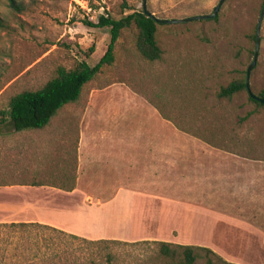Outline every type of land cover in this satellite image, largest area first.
<instances>
[{
  "label": "rangeland",
  "instance_id": "374dc122",
  "mask_svg": "<svg viewBox=\"0 0 264 264\" xmlns=\"http://www.w3.org/2000/svg\"><path fill=\"white\" fill-rule=\"evenodd\" d=\"M220 1L146 0V4L158 19L180 20L210 15ZM16 3L21 9L10 7L9 0H0V110L7 109L17 93L41 88L59 67L72 69L82 61L93 67L101 60L110 31L90 27L84 20L97 22L102 14L119 19L144 10V0ZM263 6L264 0H225L213 18L158 24L162 55L155 61L139 53L136 27L126 28L116 43L114 62L105 64L84 86L81 97L60 109L47 127L16 133L2 129L0 264H166L155 241L207 247L234 264H264V218H251L248 224L240 223V218H197L196 231L187 232L186 237L180 227L173 226L172 218L156 224L145 218L148 224L126 228L109 221L105 206L115 193L108 190L110 173L115 170L103 163L111 161V154L118 153L121 144L102 140L105 134H119L126 126L133 136L185 134L204 141L207 151L264 160V106L250 100L248 89L230 99L218 95L230 82L247 80ZM249 81L252 93L259 94L264 85V16ZM148 103L174 131L160 127ZM123 114L124 122L119 119ZM110 129L113 131L107 132ZM36 140L45 143L37 153L29 148ZM183 145L202 149L193 143ZM228 175L240 183V169H228ZM34 182L44 186L11 187ZM36 203L72 213L52 219L74 229L87 228L89 223L87 231L96 239L71 240L45 231L43 237L54 236L59 242L53 257L42 235L39 240L35 233L21 238L15 228L1 227L26 222L31 217L27 207ZM217 209L240 214V206ZM139 210L136 207L135 220H143ZM92 218L99 220L96 226H92Z\"/></svg>",
  "mask_w": 264,
  "mask_h": 264
},
{
  "label": "crops",
  "instance_id": "0c3cea01",
  "mask_svg": "<svg viewBox=\"0 0 264 264\" xmlns=\"http://www.w3.org/2000/svg\"><path fill=\"white\" fill-rule=\"evenodd\" d=\"M146 105L157 117L162 129L168 126L174 129L161 117L156 107L149 103ZM119 119L124 122L125 114ZM111 127L116 132V126ZM110 131L113 130L107 132ZM105 135L102 136V140L110 139L114 144L117 142L121 144L118 149L116 148L118 153L111 154V161L103 163L109 170H115L114 173H110L108 186V190L115 193L105 206L109 221L120 223L126 228L129 224L132 226L148 224L144 221L145 218H150L149 224L165 222V219L172 218L173 226L180 227L186 237L187 232L196 231L195 228L199 224L197 218H240V223L244 224L250 223L251 218H264V160L252 156L239 157L232 152L207 151L204 149L206 144L204 141L185 134L133 136L125 126L124 131L119 134ZM186 143H193L202 149L198 151L190 149V145H183ZM44 145L42 140H36L29 148L37 153ZM10 150L11 146H8V151ZM228 169H240V183L235 177L227 176ZM80 171L81 165L79 174ZM27 185L13 184L11 187L31 186L38 189L44 186ZM238 206L240 214H225L217 209ZM136 207L140 208L143 220L133 218ZM27 213L32 218H26V222L21 223L46 224L79 237L96 239L87 231L88 227L90 228L88 218H83L88 223L87 228L74 229L68 223L66 225L65 222L59 223L60 221L52 219L53 216L70 217L73 216L72 213L59 212L45 203L30 204ZM154 218L157 222L153 220ZM92 219V226H96L99 220ZM252 221L255 222L254 219ZM108 233L113 232L109 230Z\"/></svg>",
  "mask_w": 264,
  "mask_h": 264
},
{
  "label": "trees",
  "instance_id": "16d2710c",
  "mask_svg": "<svg viewBox=\"0 0 264 264\" xmlns=\"http://www.w3.org/2000/svg\"><path fill=\"white\" fill-rule=\"evenodd\" d=\"M9 1L10 7L21 9L16 3V0ZM84 23L90 27L109 29L111 39L105 55L93 67L85 61L78 63L72 69L59 67L56 75L41 88L37 90H26L14 95L10 99L8 108L0 110V132L2 129L16 133L27 130H42L47 127L51 119L57 115L60 109L67 104L76 102L81 97L84 86L101 71L105 64L110 65L114 62L116 43L122 31L126 28L135 26L138 30L136 46L139 53L145 59L150 61L161 59L162 50L157 40L159 23H157L155 18L147 16L144 10H134L132 13L124 15L119 19H115L109 14H102L98 17L97 22L86 19ZM0 25H2L1 19ZM246 89V81L234 80L228 85L221 87L218 95L221 98L230 99L235 94ZM256 96L264 100V85L260 93ZM250 100L258 106H264V103L252 98L251 95ZM31 185L38 186L43 184L34 182ZM1 227L15 228V231L21 234V238H24V234L27 233L30 234L29 236L35 233L38 240L44 238L46 243L45 248L49 249V251L52 250L53 257L58 254L56 251L60 249L58 247L59 242L54 236L43 237L45 231L53 235L65 236L71 240H86L85 238L41 223H12L3 224ZM40 235H42L41 238ZM104 241L107 240H97L98 243ZM153 243L157 246L159 256L166 260V264H198L200 260L202 264H234L224 260L212 249L207 247L165 241H155ZM30 249L32 250L34 248L31 247Z\"/></svg>",
  "mask_w": 264,
  "mask_h": 264
},
{
  "label": "water",
  "instance_id": "95a60500",
  "mask_svg": "<svg viewBox=\"0 0 264 264\" xmlns=\"http://www.w3.org/2000/svg\"><path fill=\"white\" fill-rule=\"evenodd\" d=\"M225 0H221L219 5L215 8L214 12L210 15H202V16H195V17H190V18H185V19H180V20H166V19H158L155 17V15L153 13H151L148 8H147V4H146V0H144V13L151 17V18H155L157 20V23L159 24H163V23H182V22H190V21H194V20H201V19H209V18H213L217 15L221 5L224 3ZM264 16V6H263V10L261 12L260 15V20L258 23V27H257V33H256V40H257V50L254 54V60L253 63L251 64V66L248 68V73H247V80H246V85H247V89L250 92V95L252 98L261 101L262 103H264L263 99H260L259 97H257L255 94L252 93L251 88H250V70L252 68V66L255 64L256 58H257V53H258V45H259V30H260V25H261V21L262 18Z\"/></svg>",
  "mask_w": 264,
  "mask_h": 264
}]
</instances>
